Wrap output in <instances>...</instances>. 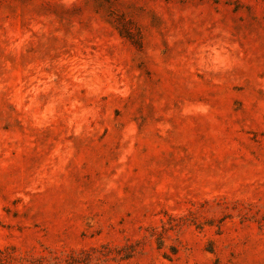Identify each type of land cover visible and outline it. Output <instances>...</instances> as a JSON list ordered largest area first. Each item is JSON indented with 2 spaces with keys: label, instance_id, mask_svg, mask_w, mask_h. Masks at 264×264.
I'll return each mask as SVG.
<instances>
[{
  "label": "rangeland",
  "instance_id": "obj_1",
  "mask_svg": "<svg viewBox=\"0 0 264 264\" xmlns=\"http://www.w3.org/2000/svg\"><path fill=\"white\" fill-rule=\"evenodd\" d=\"M0 264H264V0H0Z\"/></svg>",
  "mask_w": 264,
  "mask_h": 264
}]
</instances>
